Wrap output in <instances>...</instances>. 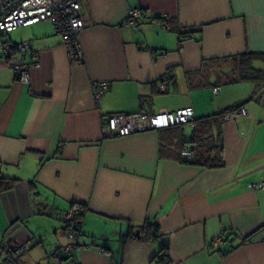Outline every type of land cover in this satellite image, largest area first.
I'll return each instance as SVG.
<instances>
[{
  "label": "crops",
  "instance_id": "0c3cea01",
  "mask_svg": "<svg viewBox=\"0 0 264 264\" xmlns=\"http://www.w3.org/2000/svg\"><path fill=\"white\" fill-rule=\"evenodd\" d=\"M79 1L83 60L51 21L0 32L31 41L39 60L23 82L0 52V178L16 179L0 186V260L9 250L20 264H164L169 245L170 264H264V184L251 186L264 182V80L232 78L234 56L264 52V0ZM131 8L145 12L136 26ZM100 80L111 86L98 101ZM187 106L195 125L104 135V116ZM236 106L249 114L220 124L224 166L184 162L183 147L219 125L201 118ZM79 207L81 237L59 258L64 216ZM147 222L166 244L141 239Z\"/></svg>",
  "mask_w": 264,
  "mask_h": 264
},
{
  "label": "built area",
  "instance_id": "2783aa9c",
  "mask_svg": "<svg viewBox=\"0 0 264 264\" xmlns=\"http://www.w3.org/2000/svg\"><path fill=\"white\" fill-rule=\"evenodd\" d=\"M144 15V10L131 8L128 12L125 24L136 26L137 20ZM164 15V18H167ZM41 21H51L57 33L61 36L67 47L69 57L72 61L83 60V50L80 36L85 28V22L81 15V3L79 0H0V32L8 34L21 26L32 25ZM153 22L157 18H152ZM0 52L8 60L13 69L16 79L29 82L32 70L39 66L38 52L31 41L20 42L5 39L0 42ZM31 60L27 61V56ZM172 73H166L161 82V89L166 90L168 80ZM111 86V81L100 80L93 83L95 97L99 101ZM215 93L220 92V87H215ZM249 111L243 106H236L224 114L225 120L237 119L247 116ZM197 116L192 106L182 107L173 111H161L157 113L137 112L132 114H112L104 116L105 136H126L146 130H158L180 124L195 125ZM182 160L190 162L193 159L191 145L183 147ZM264 184H252L253 187H262ZM65 219L71 223L67 234L71 243L60 247L56 256L66 258L70 249L76 245L82 234L83 215L80 208L73 209L65 214ZM222 238L215 239L218 244Z\"/></svg>",
  "mask_w": 264,
  "mask_h": 264
},
{
  "label": "trees",
  "instance_id": "16d2710c",
  "mask_svg": "<svg viewBox=\"0 0 264 264\" xmlns=\"http://www.w3.org/2000/svg\"><path fill=\"white\" fill-rule=\"evenodd\" d=\"M145 13V12H144ZM185 34L181 33V37H184ZM236 68H237V75H233L232 78L234 81H262L264 80V70H259L254 67L255 61H264V52H257V51H246L242 54L233 57ZM232 108H228L222 113H217L211 116H206L204 120H213L215 123L219 124L218 126L215 125V132L214 126L212 128L206 129L204 132V136L196 135L194 136L188 144L191 145V150L193 152V159L190 162H194L197 164H201L204 166L210 167H223L224 161L222 160L221 156L219 155L218 151L221 148V138H220V124L225 120L224 114ZM199 119L196 120L198 122ZM210 126L212 124L210 123ZM217 130V132H216ZM195 142L200 146L199 151L196 148ZM203 146V148H202ZM198 151V152H197ZM215 152V153H214ZM214 153V155H212ZM196 156V158H195ZM16 179H11L5 181L3 178H0V186L3 189L10 188L14 185ZM81 210V215H83L84 211L82 207H79ZM70 223V222H69ZM71 227V223H70ZM143 231V237L141 239H162L164 235L160 231V227L155 222H147L141 229ZM4 250L3 248L0 251ZM68 257V256H67ZM20 256L14 254V252L7 251L6 258H4V262L6 264H20L19 260ZM157 258L164 264H170L172 262L171 256L169 253V245H162L157 253Z\"/></svg>",
  "mask_w": 264,
  "mask_h": 264
},
{
  "label": "rangeland",
  "instance_id": "374dc122",
  "mask_svg": "<svg viewBox=\"0 0 264 264\" xmlns=\"http://www.w3.org/2000/svg\"><path fill=\"white\" fill-rule=\"evenodd\" d=\"M23 31V28H19L16 31L12 32L13 35H18L19 33H21ZM4 258H6V256L2 257V260H0V264H6V262H4Z\"/></svg>",
  "mask_w": 264,
  "mask_h": 264
},
{
  "label": "water",
  "instance_id": "95a60500",
  "mask_svg": "<svg viewBox=\"0 0 264 264\" xmlns=\"http://www.w3.org/2000/svg\"><path fill=\"white\" fill-rule=\"evenodd\" d=\"M167 241H168V239H167V238H163V243H164V244H166V243H167Z\"/></svg>",
  "mask_w": 264,
  "mask_h": 264
}]
</instances>
